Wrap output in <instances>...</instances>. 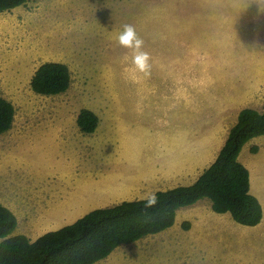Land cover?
Returning <instances> with one entry per match:
<instances>
[{
  "label": "rangeland",
  "instance_id": "rangeland-1",
  "mask_svg": "<svg viewBox=\"0 0 264 264\" xmlns=\"http://www.w3.org/2000/svg\"><path fill=\"white\" fill-rule=\"evenodd\" d=\"M125 24L143 40L148 75L133 64V49L116 39ZM258 44H264V4L258 10L257 0H28L1 11L0 96L12 102L15 114L0 134V203L13 205L19 230L42 233L35 221L46 203L53 208L79 195L90 177L104 179L116 168L144 173L155 161L156 143L170 141L175 131L194 127L207 115L218 116L213 89L230 88L227 108L261 112V104L245 103L246 89L239 105L231 98L237 80L244 83L243 56L260 57ZM220 51L243 59L212 62ZM47 61L68 66L64 92L41 95L31 89L33 73ZM81 109L98 117L91 133L76 123ZM26 191L20 207L19 195ZM34 191L40 192L37 198ZM150 193L153 188L139 197ZM200 208L204 219L181 212L166 230L171 236L155 233L121 244L100 264H264V230L235 222L246 229L232 231L218 226L223 215L213 217L205 204Z\"/></svg>",
  "mask_w": 264,
  "mask_h": 264
},
{
  "label": "trees",
  "instance_id": "trees-1",
  "mask_svg": "<svg viewBox=\"0 0 264 264\" xmlns=\"http://www.w3.org/2000/svg\"><path fill=\"white\" fill-rule=\"evenodd\" d=\"M28 0H0V12ZM70 84L68 66L47 61L30 79L31 89L43 95L64 92ZM15 108L0 96V134L12 126ZM76 123L85 133L94 131L98 117L81 109ZM264 135V107L239 111L214 161L189 185H178L155 192L157 203L146 207L145 198L123 200L90 210L74 222L50 230L31 241L16 228L14 214L0 203V264H92L108 256L117 246L138 240L170 227L176 210L208 198L216 213H229L239 224L254 226L262 217L258 200L248 191V170L238 154L250 138ZM189 222L182 226L188 228Z\"/></svg>",
  "mask_w": 264,
  "mask_h": 264
},
{
  "label": "crops",
  "instance_id": "crops-1",
  "mask_svg": "<svg viewBox=\"0 0 264 264\" xmlns=\"http://www.w3.org/2000/svg\"><path fill=\"white\" fill-rule=\"evenodd\" d=\"M219 46L209 48L210 50L215 51ZM260 53L264 51V44L260 46L258 44ZM228 50V49H227ZM225 50V51H227ZM225 51H220L218 56H214L212 62L218 63L219 65L229 63H238L244 57L245 71L243 76L245 77L244 83L240 84L237 80L236 84L233 86V90L237 95L231 96L234 103L238 105L242 101L241 91L245 90V93L249 95V100L245 103L250 107H255V104H261V107L264 106V58L261 57V54H258L260 57L254 58L253 56L231 58L230 54H226ZM226 55H225V54ZM251 53H254L252 50ZM228 56V57H227ZM218 57V58H217ZM239 64V63H238ZM215 66V65H214ZM220 67H217L219 70ZM215 70V68H214ZM232 68L230 67V71ZM233 74V73H232ZM235 77H240L238 74H234ZM216 78V76H215ZM230 89V88H229ZM229 89H222L220 92H216V89H213L211 94L216 95L213 100L215 105L218 106L216 111H218V116L207 115L205 117L206 121H201L197 125L186 126L184 130H177L171 135L170 141L156 143L158 150L154 154L155 161L148 163V169L143 172L140 170H134L135 167H124V169L116 168L112 173L106 174L107 176L104 179H98L90 177L89 183L86 189L78 195L76 192L75 196L65 197L64 200L59 201L54 205L53 208H49L46 205L39 214V219L35 222L36 227L40 228L43 232H38L34 229V233L23 232V228L18 225V217L15 213V208L11 203L3 204L9 208L16 217L17 225L13 234H23L28 237L31 241L35 240L38 236L42 235L46 231L58 229L64 225L74 222L77 218L81 217L84 213L89 210L105 207L108 203L117 198H122L121 200H133V199H142L144 197H139V194L144 191V189L153 188V193L159 190H166L173 188L178 185H189L195 181L199 174L208 167L216 158L219 150L223 146L225 139L228 134L229 128L235 124L237 121L238 110L233 109L234 105L231 104L230 107L227 106ZM218 96V97H217ZM221 96V98L219 97ZM220 99V102L217 100ZM245 106V105H243ZM262 110V109H261ZM206 113H202L204 116ZM210 118V119H209ZM189 123V121H188ZM196 123L193 121L192 124ZM199 129V131H197ZM123 156V155H122ZM125 161H132V159L125 158ZM238 160L246 167L248 170V191L253 195L258 202L260 203L262 210V217L258 224L254 226L243 225L244 227H251L256 232H263L264 230V135H258L250 138L242 146L239 154ZM126 163V162H125ZM147 165V164H145ZM93 174V173H92ZM109 175H111L109 177ZM40 192L34 191V197L37 198ZM29 191H26L23 196L20 197V207L23 206V201L28 197ZM92 206L89 210L84 212V210L78 216L76 211L81 210L87 205ZM118 203H112L114 205ZM208 207V213H213V217L221 218L219 225L229 226L232 231L239 230L245 231L246 228L238 227L235 224V221L231 218L229 213H216L211 209V202L208 198H202L197 200L195 203L189 206H183L176 210L174 223L168 227L172 228L175 225L177 217L181 215V212H184L187 215H197L199 218L204 219L205 215L202 213L200 208L201 205ZM37 207V201L35 203ZM108 205V206H110ZM15 207V206H14ZM82 207V208H81ZM205 213V209H203ZM179 213V214H178ZM76 216L74 220H68ZM211 215V214H210ZM186 217V216H185ZM212 217V216H211ZM190 219V217H186ZM66 221V222H65ZM203 220H200L201 222ZM65 222L61 225L55 223ZM204 222V221H203ZM208 222V220H207ZM182 224V223H181ZM239 224V223H237ZM21 225V224H20ZM242 225V224H240ZM159 231L157 233H162V236H171V233H166V230ZM184 228V227H183ZM189 228V227H188ZM155 234V233H154ZM239 234V232H238ZM245 234V232H244ZM150 235V234H149ZM243 235V234H241ZM140 239V238H139ZM138 239V240H139ZM117 246L108 256L103 259L97 260L92 264H100L101 262H107V259L112 256Z\"/></svg>",
  "mask_w": 264,
  "mask_h": 264
},
{
  "label": "clouds",
  "instance_id": "clouds-1",
  "mask_svg": "<svg viewBox=\"0 0 264 264\" xmlns=\"http://www.w3.org/2000/svg\"><path fill=\"white\" fill-rule=\"evenodd\" d=\"M262 4H264V0H257L258 10L261 9ZM116 39L121 46L133 49L132 62L135 67L145 75L150 74V57L147 52L141 51L143 40L137 36L135 28L130 24L123 25L122 30L118 33ZM145 200L146 207H152L157 203L155 193L148 194L145 197Z\"/></svg>",
  "mask_w": 264,
  "mask_h": 264
}]
</instances>
